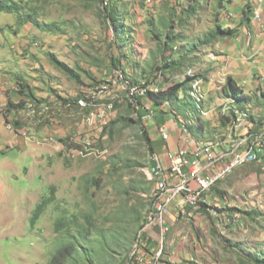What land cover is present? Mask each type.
Instances as JSON below:
<instances>
[{"label": "rangeland", "instance_id": "rangeland-1", "mask_svg": "<svg viewBox=\"0 0 264 264\" xmlns=\"http://www.w3.org/2000/svg\"><path fill=\"white\" fill-rule=\"evenodd\" d=\"M16 1L38 24L0 13L2 113L21 133L0 143V264L123 263L159 201L150 168L165 144L128 84L157 93L197 77L173 113L155 112L189 125L197 142L248 143L264 128V83L240 81L248 98L235 103L226 82L206 77V47L220 37L207 39L229 28L236 0ZM209 200L216 250L233 264L264 262V161L218 182Z\"/></svg>", "mask_w": 264, "mask_h": 264}, {"label": "crops", "instance_id": "crops-1", "mask_svg": "<svg viewBox=\"0 0 264 264\" xmlns=\"http://www.w3.org/2000/svg\"><path fill=\"white\" fill-rule=\"evenodd\" d=\"M225 9L229 16L234 17L229 22V28L238 30V35L234 38L220 37L218 41L206 47V52L210 53L206 62L212 68L206 75L209 79L208 85L212 86L216 82L225 84L231 77L239 87H242L240 81L244 84L251 82L257 87L264 83V3L260 4L259 0H236L232 7ZM257 10H260V19L255 17ZM4 102L2 87L0 88V143L9 140L14 145L13 140L17 135L6 127V119L2 113ZM164 122L169 126L170 139L167 142L162 140L165 144L155 153L152 164L167 169L168 151L176 150L180 145L181 134H186L182 130V121H176L172 117ZM188 138L195 148L196 141L193 135ZM245 143L244 140L238 142L230 139L224 141L222 146L216 145V151L224 147V151L219 153L224 158L219 166L227 161L226 153L230 151L228 146L240 147ZM209 198L210 193L206 197L207 203L191 212L190 216L181 213L184 206L183 204L181 206L180 199H177L170 206L164 226L154 223L146 228L144 239L147 241L148 251H158L161 248L164 250L160 264H233L226 255L216 250L214 242L217 243V240L208 229L211 228V224L205 219L204 213L208 211L206 207L210 205ZM150 255L148 254L147 257Z\"/></svg>", "mask_w": 264, "mask_h": 264}, {"label": "built area", "instance_id": "built-area-1", "mask_svg": "<svg viewBox=\"0 0 264 264\" xmlns=\"http://www.w3.org/2000/svg\"><path fill=\"white\" fill-rule=\"evenodd\" d=\"M259 3L263 4L264 0H259ZM257 11L258 19H260V10ZM145 92L146 88L130 90L126 87V96H131L133 103H136L137 110H143V120L147 121L155 118V112L152 106L142 103ZM3 115L5 117V111H3ZM6 127L9 131H12L7 125ZM238 131L235 130L233 136ZM159 133L163 141H169L170 129L166 123L160 124ZM15 134L21 135V133ZM23 135L26 136L25 134ZM228 147H230V151L226 153L227 161L219 166V163L224 159L219 153L224 151V147L217 151L201 152L194 148L187 135L181 134L179 147L174 151H168V168L163 169L161 166L154 165L155 170L161 177V191L152 217L148 218L147 227L154 223L164 226L166 217L170 212V206L177 199H180V205L182 206L183 204L184 206L182 214H189L194 210L200 209L196 203V195L200 188L215 181L221 171L235 168L236 162L244 159L264 157V128L248 143L240 147ZM220 226L218 225L219 228ZM140 247L141 250L134 253V258L126 261L125 264H145L146 254H153V258L155 257L156 251H148L146 239L142 240Z\"/></svg>", "mask_w": 264, "mask_h": 264}, {"label": "trees", "instance_id": "trees-1", "mask_svg": "<svg viewBox=\"0 0 264 264\" xmlns=\"http://www.w3.org/2000/svg\"><path fill=\"white\" fill-rule=\"evenodd\" d=\"M0 13L6 14H13L17 16V23L19 26H24L28 23L38 24L37 19L33 14L26 13L25 7L21 5L16 0H0ZM44 28H48L47 25H43ZM238 35V30L236 29H223L221 27L217 28L216 31L211 35L209 39H207V43H211L218 37L222 38H234ZM197 77L191 78L188 77L184 82L176 83L174 85H170L166 89H162L159 92H149L148 100L152 102V107L154 112H161L165 115H169L173 113L172 109L169 108L171 105L179 99V93L184 91L185 85L188 83H192V81L196 80ZM223 93L229 99H232L235 103H239L242 100L247 101L248 97H245L243 94V90L241 87L237 85V83L233 80V78L229 77L226 81V84L223 87ZM167 107L168 110L164 111L163 107ZM140 114V113H139ZM142 114H140V118H142ZM159 123L164 122V118L155 116ZM181 121V120H180ZM262 123V122H261ZM258 124L257 129H261L263 124ZM187 125V124H186ZM261 125V126H260ZM190 131L195 136L194 132L192 131L191 127L188 125ZM16 131L19 130L16 128ZM150 140V139H149ZM201 141V140H200ZM206 142V141H203ZM153 165V164H152ZM131 256L127 259L130 260ZM126 261L120 264H124ZM259 264H264L262 261H257Z\"/></svg>", "mask_w": 264, "mask_h": 264}, {"label": "bare ground", "instance_id": "bare-ground-1", "mask_svg": "<svg viewBox=\"0 0 264 264\" xmlns=\"http://www.w3.org/2000/svg\"><path fill=\"white\" fill-rule=\"evenodd\" d=\"M255 17L258 18V12L256 11ZM149 86V85H148ZM146 82H142V83H130L128 84L127 88H129L130 90H138V89H145L146 88V92L144 93V100L148 99V95L149 92H152L149 90ZM128 100H130L133 103V99L131 98V96H127ZM147 101V100H146ZM151 103V102H150ZM81 104L84 105L85 101L82 100ZM136 106V103H133ZM152 106V103L149 105ZM164 110V109H163ZM9 128H11V126H9ZM182 130L183 132L187 135L192 137L191 132L188 130L187 126H182ZM257 136V135H256ZM255 136V137H256ZM195 148L201 152H208V151H216V145H213L212 143H203V142H197L195 143ZM264 161V157H257V158H251V159H244L243 161L240 162H236L235 163V168H229L226 171H221L219 173L218 178L213 181L212 183L203 186L202 188L199 189L198 194L196 195V203L198 206H201L202 204H206V197L208 196V194L211 192V190L213 189V187L220 181H222L224 178H226L227 176L231 175L232 173H234L237 169L251 164V163H255L257 161ZM151 173L154 176V178L157 180V193L156 196L159 197V193L161 191V177L160 175H158V172L155 170L154 165L151 166ZM153 214V212H152ZM183 215H187L190 216L191 214H183ZM152 217V215L150 216ZM164 250L163 248L159 249L158 251H156L155 257L153 258V254L150 255V257H147L148 254L145 255V264H160V261L162 259Z\"/></svg>", "mask_w": 264, "mask_h": 264}]
</instances>
